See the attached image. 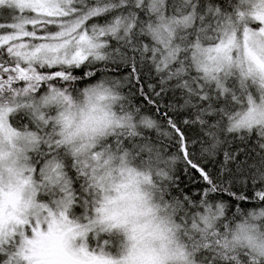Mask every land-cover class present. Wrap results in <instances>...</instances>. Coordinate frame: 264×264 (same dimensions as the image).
Returning <instances> with one entry per match:
<instances>
[{"label":"snow or ice","instance_id":"6c2138e0","mask_svg":"<svg viewBox=\"0 0 264 264\" xmlns=\"http://www.w3.org/2000/svg\"><path fill=\"white\" fill-rule=\"evenodd\" d=\"M0 264H264V0H0Z\"/></svg>","mask_w":264,"mask_h":264},{"label":"trees","instance_id":"16d2710c","mask_svg":"<svg viewBox=\"0 0 264 264\" xmlns=\"http://www.w3.org/2000/svg\"><path fill=\"white\" fill-rule=\"evenodd\" d=\"M243 208H245V209H250V208H252V207H254V205H252V204H250V203H246V204H243V205H241Z\"/></svg>","mask_w":264,"mask_h":264},{"label":"clouds","instance_id":"9594fccd","mask_svg":"<svg viewBox=\"0 0 264 264\" xmlns=\"http://www.w3.org/2000/svg\"><path fill=\"white\" fill-rule=\"evenodd\" d=\"M253 90H255V89H253Z\"/></svg>","mask_w":264,"mask_h":264}]
</instances>
